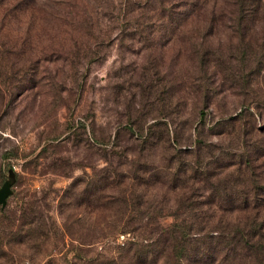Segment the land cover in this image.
<instances>
[{"label":"rangeland","instance_id":"rangeland-1","mask_svg":"<svg viewBox=\"0 0 264 264\" xmlns=\"http://www.w3.org/2000/svg\"><path fill=\"white\" fill-rule=\"evenodd\" d=\"M4 180L0 264H264V0H0Z\"/></svg>","mask_w":264,"mask_h":264},{"label":"trees","instance_id":"trees-1","mask_svg":"<svg viewBox=\"0 0 264 264\" xmlns=\"http://www.w3.org/2000/svg\"><path fill=\"white\" fill-rule=\"evenodd\" d=\"M9 173V180L12 181L15 178L16 173L11 167L7 168ZM190 237L185 230H182L180 233L181 244L179 245V251L181 255L179 256L178 264H185L188 262H195L196 260L202 259L203 257L210 256L213 258L212 262H216L218 257L222 259V257L227 253L224 249V246L215 247L214 244H210V242L204 241L200 238L195 239V241L185 242L184 239ZM178 239V242L180 241ZM185 243V244H183ZM235 248V247H233ZM224 258V257H223ZM226 259V257H225ZM141 263V262H140Z\"/></svg>","mask_w":264,"mask_h":264},{"label":"water","instance_id":"water-1","mask_svg":"<svg viewBox=\"0 0 264 264\" xmlns=\"http://www.w3.org/2000/svg\"><path fill=\"white\" fill-rule=\"evenodd\" d=\"M9 192V181L4 180L0 185V204L5 203V198Z\"/></svg>","mask_w":264,"mask_h":264}]
</instances>
